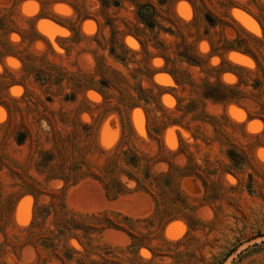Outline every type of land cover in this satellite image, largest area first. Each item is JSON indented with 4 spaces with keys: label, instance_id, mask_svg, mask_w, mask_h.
Listing matches in <instances>:
<instances>
[{
    "label": "rangeland",
    "instance_id": "obj_1",
    "mask_svg": "<svg viewBox=\"0 0 264 264\" xmlns=\"http://www.w3.org/2000/svg\"><path fill=\"white\" fill-rule=\"evenodd\" d=\"M0 264H264V0H0Z\"/></svg>",
    "mask_w": 264,
    "mask_h": 264
},
{
    "label": "trees",
    "instance_id": "obj_2",
    "mask_svg": "<svg viewBox=\"0 0 264 264\" xmlns=\"http://www.w3.org/2000/svg\"><path fill=\"white\" fill-rule=\"evenodd\" d=\"M93 177L103 185L102 181H100V180H99L97 177H95V176H93ZM126 178H127V177H126ZM127 179L130 180L131 178H127ZM120 182H121V181H120ZM120 182H119V183H120ZM120 184H121L122 187L124 186L123 183H120ZM103 186H104V185H103ZM104 189H105V188H104ZM140 191L147 193V191H145V190H140ZM105 192H106V196H107V198H109V200H114V199L117 198V196L119 197V196H121V195H123V194L125 193V191H124L123 193H118V194L115 195V196H111V195L108 193V191H107L106 189H105ZM94 219H96V218H94ZM98 219H100L101 221H106V222H108L109 224L107 225V228H113V229H115V230H121L120 227H119L118 225L109 222L107 216H103L102 218H98ZM183 220L185 221V223L188 224V222H187L185 219H183Z\"/></svg>",
    "mask_w": 264,
    "mask_h": 264
}]
</instances>
